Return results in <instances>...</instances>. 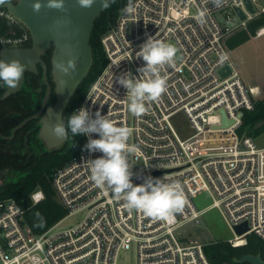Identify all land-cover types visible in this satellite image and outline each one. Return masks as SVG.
<instances>
[{
    "label": "built area",
    "instance_id": "1",
    "mask_svg": "<svg viewBox=\"0 0 264 264\" xmlns=\"http://www.w3.org/2000/svg\"><path fill=\"white\" fill-rule=\"evenodd\" d=\"M257 1L251 0L255 9L251 13L243 0H225L219 8L209 0H132L135 12H122L126 4L100 37L106 63L73 112L81 107L93 114L99 110L117 126L133 130L128 141L135 149L128 156L133 184L165 176L184 187L187 203L174 222L129 211L122 200L96 186L86 161L102 153L83 147L51 173L52 187L67 215L84 209L83 218L70 227L55 223L34 232L15 199H0V264H118L119 252L130 248L136 251V264H216L205 251L216 241L210 236L205 240L198 232L204 230L200 221L207 208L223 214L233 233L226 240L230 246L245 245L249 235L264 240V146L238 133L243 112L253 109L264 88L242 79L226 46L231 35L247 29L249 21L264 12V6L256 9ZM237 7L245 18H240ZM200 12L205 13L204 23L198 20ZM0 17L23 25L1 4ZM262 35L264 25L253 37ZM149 37L174 45L176 63L162 72L167 92L136 118L128 111L127 90L116 78L126 72L139 77L137 69L145 62L137 53ZM29 40L24 26L18 35H0V48ZM225 65L230 72L222 76ZM221 111L229 124H223ZM180 113L188 127L186 135L178 126ZM84 138L86 144L89 137ZM139 176L143 178L137 181ZM202 192L212 197L208 207L194 203ZM43 197L41 189L30 195L33 203ZM244 222L247 230L237 234L234 226Z\"/></svg>",
    "mask_w": 264,
    "mask_h": 264
},
{
    "label": "clouds",
    "instance_id": "2",
    "mask_svg": "<svg viewBox=\"0 0 264 264\" xmlns=\"http://www.w3.org/2000/svg\"><path fill=\"white\" fill-rule=\"evenodd\" d=\"M4 0H0L3 3ZM97 0H77L82 8H91ZM116 0H99L100 6L109 8ZM214 7H222L225 0H209ZM33 11L41 10V3L32 5ZM48 8L64 11L63 0H48ZM125 14H133L135 7L132 0L121 9ZM205 13L200 12L198 20L204 23ZM177 48L162 40L149 37L137 53L142 58L144 66L137 69L140 74L135 77L131 72L121 74L116 82L127 90L128 111L136 118L148 111V104L159 101L167 92V79L162 72L176 63ZM55 67L64 75L76 71L75 59H69L67 64L57 63ZM25 71V65L19 60H0V81L10 88H15ZM48 131L57 140L63 141L68 137L83 135L89 137L84 149L88 152H100L96 159L86 161L90 169V177L94 184L106 191H110L117 200H122L129 211L142 213L154 221L172 224L178 213H181L187 203L184 187L178 180L168 182L167 177H147L142 184L132 182L134 173L128 156L135 149L128 141L133 130L126 126H117L108 115H102L98 110L94 114L86 107L69 115L67 126L63 118H58L55 124L49 126ZM98 135L93 139L92 135ZM39 220L36 227H43L44 220L39 212L35 213Z\"/></svg>",
    "mask_w": 264,
    "mask_h": 264
},
{
    "label": "trees",
    "instance_id": "3",
    "mask_svg": "<svg viewBox=\"0 0 264 264\" xmlns=\"http://www.w3.org/2000/svg\"><path fill=\"white\" fill-rule=\"evenodd\" d=\"M127 3L128 0H116L114 4L104 9L95 19L90 36L93 62L87 76L79 83L64 110L63 121L65 126H67L68 117L73 113L74 107L81 102L106 63V56L100 42L101 35L111 27L120 9ZM261 25H264V12L250 20L247 27L251 29L254 26ZM23 30V25L0 17V35H18ZM233 35L238 37L239 42L248 38L247 32H244V30ZM25 43L30 45L31 40ZM49 56H51L50 50L44 55L47 62H49ZM28 76L37 82V77L33 73H29ZM36 84L35 86H37ZM28 85L32 86L30 83ZM4 90L5 84L0 81V95ZM25 90V88H21L17 96L13 98V101L16 99L19 102L16 106L10 104L11 96L0 98V199L7 197L15 199L24 209L27 224L34 232H41L67 215V210L60 203L52 187L51 173L55 167L75 158L84 147L85 138L83 135L73 137L69 131L68 137L61 146L54 150H46L37 144L35 146L31 144L33 136L28 135L25 138V132L30 127L31 122L18 129L13 138H4L3 136L10 135L12 127L23 118L22 110L31 109L29 105H33V100L21 97L22 94L29 95V91ZM54 100L55 96L52 94L49 103H53ZM24 102H26V105H23ZM238 133L252 137L264 133V96L255 100L253 109L243 112ZM35 140L34 138V143ZM6 172L12 173V177L4 179L5 176H10ZM37 189L42 190L44 197L33 203L30 195ZM37 212L43 217L45 222L43 227L35 226L39 223L35 215ZM205 251L216 264H250L249 262H236L234 258L250 253L260 254L261 258L264 259V240L255 235H249L247 243L243 246L232 247L226 241L215 242L205 246ZM212 255L214 256L212 257Z\"/></svg>",
    "mask_w": 264,
    "mask_h": 264
},
{
    "label": "water",
    "instance_id": "4",
    "mask_svg": "<svg viewBox=\"0 0 264 264\" xmlns=\"http://www.w3.org/2000/svg\"><path fill=\"white\" fill-rule=\"evenodd\" d=\"M243 1L246 8L251 13H254L255 9L251 0ZM36 2L42 5L38 13L34 12L32 7ZM47 3L48 0H17L15 3L4 1L1 4V7L6 8L16 20L25 26L30 34L31 44L28 47L0 48V60L11 61L16 59L25 65V71L18 85L15 88L5 85V90L0 95V98H5L11 93L18 91L24 81L26 71L37 73L36 64H41L43 82L46 84L42 108L34 115L25 118L14 126L10 135L3 136L4 138H12L18 128L23 126L30 118L36 117L41 113L50 95L51 85L47 77V65L42 59V55L46 51L51 50L50 76L54 84L55 102L45 110L42 116V127L39 136L45 142L47 149H56L64 140H57L50 134L48 128L50 125L55 124L58 118L62 117L77 86L89 72L93 62L90 44L91 31L95 19L104 8L100 6L99 0L91 8L80 7L77 0H63L64 8L66 9L64 11L48 8L46 7ZM236 12L240 18H245V14L239 7L236 8ZM69 59H75L76 71L71 72L70 70V75H64L55 65L57 63H64L66 65ZM229 72L230 67L228 65L220 69L222 76L227 75ZM221 112L223 114V124H229L224 112ZM154 173H158V171ZM142 178L143 176H139L137 181ZM247 228L246 222L234 226L237 234L243 233ZM198 232L205 240H208V233L204 230H198ZM234 260L239 263L264 264V259L261 258L260 254H243L240 257H235Z\"/></svg>",
    "mask_w": 264,
    "mask_h": 264
},
{
    "label": "rangeland",
    "instance_id": "5",
    "mask_svg": "<svg viewBox=\"0 0 264 264\" xmlns=\"http://www.w3.org/2000/svg\"><path fill=\"white\" fill-rule=\"evenodd\" d=\"M264 6V0H258L256 9L259 10L260 7ZM259 26H254L251 29L247 27L244 32H247L248 39L239 42L236 39V44L238 45L234 49V53L243 60V70H238L242 79L247 82H254L260 84L264 88V35L259 37H252L254 35L255 29ZM235 34V33H234ZM232 36V35H231ZM246 71L250 81H247L245 77ZM252 84V83H251ZM178 126L182 129V133L186 135L188 133V127L185 122L184 114L180 113L177 115ZM254 141L258 146H264V133L254 136ZM5 178L12 177V173L6 172ZM4 179H2L4 181ZM212 202V197L208 192H202L194 198V203L202 208L208 207ZM85 210L80 209L71 214L66 215L56 224L60 228L70 227L78 223L84 216ZM200 227L204 229L210 236L211 241L224 242L228 238L233 236L231 229L226 223L223 214L217 208H207L206 211L201 216ZM136 251L134 248L128 250H122L117 256L118 264H136Z\"/></svg>",
    "mask_w": 264,
    "mask_h": 264
},
{
    "label": "flooded vegetation",
    "instance_id": "6",
    "mask_svg": "<svg viewBox=\"0 0 264 264\" xmlns=\"http://www.w3.org/2000/svg\"><path fill=\"white\" fill-rule=\"evenodd\" d=\"M30 45H27L26 43L21 45V46H18V47H28ZM47 52V51H46ZM45 52V53H46ZM45 53L42 55V59L44 60V62L46 63L47 65V77H48V81L51 85V92H50V95L44 105V108L42 109L41 113L36 116V117H33V118H30L24 125H26L27 123L31 122L30 124V127L26 130L25 132V138L28 137V135H30L31 137L33 136V138L31 139V144L33 146H35V144L39 145L40 147H43L44 149L46 150H54V149H47L46 146H45V142L40 138L39 134H40V131H41V127H42V116L45 112V110L50 106L52 105L53 103H49V99L51 97L52 94H54V90H53V86L54 84L52 83L51 81V76H50V69H51V62H50V56H49V59L47 62L45 59H44V55ZM50 54H51V50H50ZM37 66V69H38V72L35 73V72H32V71H26L25 73V78H24V81L20 87V89L14 93H11L9 96L12 97V100L10 101V104L12 106H16L17 104H19L18 101H16V99H14L13 101V98H15L17 96V93L21 90V88H25L27 91H29V95L27 94H22L21 97H24L26 99H29V100H33V105H29L31 107V109H24L22 110V115H23V118L17 123L19 124L22 120H24L25 118L27 117H30L32 115H34L35 113H37L41 108H42V103H43V98H44V95H45V92H46V84L43 82V77H42V66L40 63H37L36 64ZM29 73H33L36 77H37V82L36 80H32L28 75ZM28 83H30V85L32 84V86H29ZM37 83V84H36ZM35 84L37 86H35ZM35 86V87H34ZM25 90V91H26ZM55 96V94H54ZM26 102L23 103V105H26L25 104ZM28 104V103H27ZM14 112V111H13ZM64 113V112H63ZM62 118H63V115H62ZM17 124H15L14 126H16ZM23 125V126H24ZM14 126L12 127V129L14 128ZM21 126V127H23ZM20 127V128H21ZM18 128V129H20ZM12 129H11V132H12ZM17 129V130H18ZM16 130V131H17ZM15 131V133H16ZM14 133V135H15ZM11 134V133H10ZM13 135V136H14ZM12 136V138H13ZM34 138L36 139L35 140V143H34ZM8 139H11V138H8ZM65 141V139H64ZM63 141V142H64ZM62 142V144H63ZM61 144V145H62ZM60 145V146H61Z\"/></svg>",
    "mask_w": 264,
    "mask_h": 264
},
{
    "label": "crops",
    "instance_id": "7",
    "mask_svg": "<svg viewBox=\"0 0 264 264\" xmlns=\"http://www.w3.org/2000/svg\"><path fill=\"white\" fill-rule=\"evenodd\" d=\"M258 2V1H257ZM253 37V36H252ZM238 37L237 36H230L228 39H227V41H226V46H227V49H228V51H229V56H230V61H231V63H232V65L237 69V70H243L244 69V66H243V60L240 58V57H238L237 55H236V53H234V49L238 46L237 44H236V39H237ZM249 38V37H248ZM247 38V39H248ZM240 44V43H239ZM243 68V69H242ZM242 72V71H241ZM245 74V77L247 78V81L249 82L250 81V79H252V78H249L248 77V74H247V72L244 70L243 71ZM250 83H252V84H258V83H254V82H250ZM258 85H260V84H258Z\"/></svg>",
    "mask_w": 264,
    "mask_h": 264
}]
</instances>
